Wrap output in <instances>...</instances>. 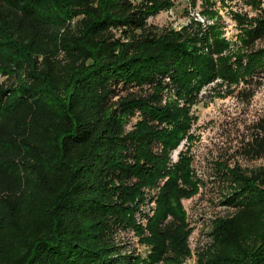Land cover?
<instances>
[{
    "label": "trees",
    "instance_id": "obj_1",
    "mask_svg": "<svg viewBox=\"0 0 264 264\" xmlns=\"http://www.w3.org/2000/svg\"><path fill=\"white\" fill-rule=\"evenodd\" d=\"M175 2L0 0V75L14 77L0 84V174L16 185L0 196V264H182L189 254L182 200L198 188L187 151L174 164L170 154L192 138L191 107L204 86L249 83L264 71V46H257L264 0H246L255 15L233 13L234 50L211 0L203 13L213 25L193 21L176 31L149 23ZM60 52L83 61L62 68L54 59ZM120 85L152 93L125 98L111 112L107 102ZM165 178L155 214L146 215L143 189ZM237 183L227 203L264 214V175L237 176ZM137 212L147 219L148 260L123 254L111 236L119 226L144 232ZM237 227L216 222L223 248L209 264H264V224L245 235Z\"/></svg>",
    "mask_w": 264,
    "mask_h": 264
},
{
    "label": "rangeland",
    "instance_id": "obj_2",
    "mask_svg": "<svg viewBox=\"0 0 264 264\" xmlns=\"http://www.w3.org/2000/svg\"><path fill=\"white\" fill-rule=\"evenodd\" d=\"M211 3L213 9L219 12V20L224 26L223 36L235 44L231 49H236L239 46L236 36L238 27L232 18L233 13L255 15V11L246 4V0H211ZM203 11L204 0H176L173 7L150 18L149 23L160 30L174 28L176 31L193 21L204 26L208 23L213 25L216 19L205 16ZM83 20V15L73 19L70 23L73 30H78ZM257 46H264V40L258 42ZM46 59L41 57L39 61L44 64ZM54 59L62 68L69 62L83 61L79 56L71 57L62 52ZM249 79V83L242 81L232 87L225 84L219 86L215 82L204 86L198 102L191 107V115L195 118L189 132L192 138L188 140L185 137L170 154L171 164H174L179 161L180 152L187 151L192 159L193 181L198 188L194 195L182 200L190 230L187 238L189 254L183 257L182 264H209V260L223 248L214 235L216 222L219 220H233L244 235L249 226L255 228L257 225L256 229L260 231L264 224V214L258 212V208L227 203L235 196V188L239 184L237 176L253 178L264 175V71ZM12 82L14 77L9 79L8 76L0 75V84L10 85ZM150 93L152 89L148 86L142 90L137 86L120 85L107 102L106 108L112 112L121 100ZM168 98L164 93L163 103ZM137 116L130 117L124 124L125 133L134 129ZM21 132L28 134L29 129L22 126ZM156 150L163 151L162 144L156 146ZM167 179L155 187L143 189V203L140 206L146 215L155 214L159 193ZM6 186L16 188L12 178L0 174V196H3L2 190ZM235 201L237 199L234 198L233 202ZM240 202L245 203L243 200ZM169 221L170 216L164 224ZM136 223L142 225L145 231L140 232L136 227L119 226L111 234L113 243L120 246L123 254L148 260L152 248L143 240V237L149 235L147 219L137 212ZM253 239L254 236H250L248 242H253ZM156 264L166 263L161 261Z\"/></svg>",
    "mask_w": 264,
    "mask_h": 264
},
{
    "label": "built area",
    "instance_id": "obj_3",
    "mask_svg": "<svg viewBox=\"0 0 264 264\" xmlns=\"http://www.w3.org/2000/svg\"><path fill=\"white\" fill-rule=\"evenodd\" d=\"M200 19L204 22V19H202L201 17H200Z\"/></svg>",
    "mask_w": 264,
    "mask_h": 264
}]
</instances>
